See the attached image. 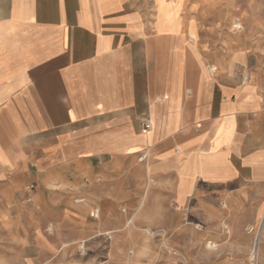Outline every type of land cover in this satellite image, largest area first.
I'll return each mask as SVG.
<instances>
[{
    "label": "crops",
    "instance_id": "obj_1",
    "mask_svg": "<svg viewBox=\"0 0 264 264\" xmlns=\"http://www.w3.org/2000/svg\"><path fill=\"white\" fill-rule=\"evenodd\" d=\"M197 4L0 0V195L69 227L61 243L130 217L143 233L193 210L235 233L264 217V68L243 83L246 52L208 54Z\"/></svg>",
    "mask_w": 264,
    "mask_h": 264
},
{
    "label": "rangeland",
    "instance_id": "obj_2",
    "mask_svg": "<svg viewBox=\"0 0 264 264\" xmlns=\"http://www.w3.org/2000/svg\"><path fill=\"white\" fill-rule=\"evenodd\" d=\"M193 1L198 4L190 16L201 25L208 54L221 59L231 48L246 52V71L239 73L243 83L247 70L264 68V0ZM18 192L16 198L0 195V264H264V217L241 233L233 231L227 214L218 224L213 215L193 210L188 221L146 233L136 230L130 217L116 237L96 232L80 248L81 242L61 243L66 239L61 231L68 234L69 227L56 229L52 223L43 229L45 212L37 203L25 204ZM43 242L51 247L45 249Z\"/></svg>",
    "mask_w": 264,
    "mask_h": 264
},
{
    "label": "built area",
    "instance_id": "obj_3",
    "mask_svg": "<svg viewBox=\"0 0 264 264\" xmlns=\"http://www.w3.org/2000/svg\"><path fill=\"white\" fill-rule=\"evenodd\" d=\"M142 126L145 128V129H149L150 127H151V124H150V122L147 120V121H144L143 123H142ZM97 212H98V210H95V212H94V216H97L98 214H97ZM254 229L253 228H251L250 229V231H253ZM227 231H228V229H227ZM83 247V246H82Z\"/></svg>",
    "mask_w": 264,
    "mask_h": 264
},
{
    "label": "bare ground",
    "instance_id": "obj_4",
    "mask_svg": "<svg viewBox=\"0 0 264 264\" xmlns=\"http://www.w3.org/2000/svg\"><path fill=\"white\" fill-rule=\"evenodd\" d=\"M236 26H237V27H241L240 24H236ZM260 228H261V227H260ZM260 230H261V229H260ZM259 234H260V232H259ZM210 243H211V242H210ZM214 244H215V243H214ZM211 246H212V244H211ZM213 246H214V245H213ZM214 247H215V246H214ZM255 251H256V250H255Z\"/></svg>",
    "mask_w": 264,
    "mask_h": 264
}]
</instances>
